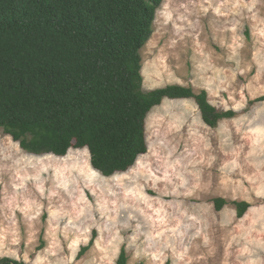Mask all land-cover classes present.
I'll return each instance as SVG.
<instances>
[{"label": "rangeland", "instance_id": "374dc122", "mask_svg": "<svg viewBox=\"0 0 264 264\" xmlns=\"http://www.w3.org/2000/svg\"><path fill=\"white\" fill-rule=\"evenodd\" d=\"M152 30L143 89L205 91L236 115L210 128L193 100L165 99L146 155L108 178L87 149L32 156L0 130V259L116 264L124 249L127 264H264V101L249 104L264 98V0H164Z\"/></svg>", "mask_w": 264, "mask_h": 264}, {"label": "trees", "instance_id": "16d2710c", "mask_svg": "<svg viewBox=\"0 0 264 264\" xmlns=\"http://www.w3.org/2000/svg\"><path fill=\"white\" fill-rule=\"evenodd\" d=\"M163 1L0 0V130L32 156L87 149L93 170L108 178L146 155L147 117L165 99L193 100L210 128L233 118L234 111H217L205 91L143 89L140 50ZM213 204L220 211L226 201ZM233 205L238 219L250 208ZM116 264H127L124 249Z\"/></svg>", "mask_w": 264, "mask_h": 264}]
</instances>
